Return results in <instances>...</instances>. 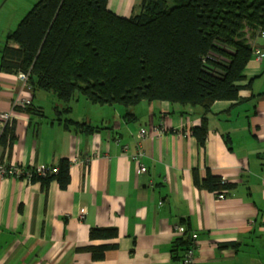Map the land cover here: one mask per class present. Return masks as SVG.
I'll return each instance as SVG.
<instances>
[{
  "label": "crops",
  "instance_id": "1",
  "mask_svg": "<svg viewBox=\"0 0 264 264\" xmlns=\"http://www.w3.org/2000/svg\"><path fill=\"white\" fill-rule=\"evenodd\" d=\"M142 2L110 0V10L130 18ZM247 38L253 55L239 100L216 102L206 114L204 145L193 135L201 108L79 100L69 118L93 131H69L56 119L53 97L0 73V113L14 112L15 121L0 165L70 162L66 189L56 177L48 184L0 180V264H176L178 226L198 236L195 264H264V58L256 57L264 55V32ZM18 98L44 117L15 108ZM155 127L165 133L155 135ZM208 174L228 185L225 199L196 185L195 176ZM94 229L110 232L93 239Z\"/></svg>",
  "mask_w": 264,
  "mask_h": 264
},
{
  "label": "trees",
  "instance_id": "2",
  "mask_svg": "<svg viewBox=\"0 0 264 264\" xmlns=\"http://www.w3.org/2000/svg\"><path fill=\"white\" fill-rule=\"evenodd\" d=\"M261 32L264 0H143L140 13L130 18L112 12L110 0H38L8 33L0 73L25 75L32 90L53 97L56 119L69 131H93L69 118L79 100L126 109L143 102L201 108L205 115L193 135L204 145L206 114L216 102L239 100L253 55L247 37ZM25 112L44 117L32 106ZM14 141L15 121L4 128L0 146L11 149ZM54 177L67 188L68 160L58 175L39 181L48 184ZM195 178L210 192L229 189L210 174ZM109 232L94 229L91 237ZM192 235L186 229L176 239L174 263L183 264L195 246Z\"/></svg>",
  "mask_w": 264,
  "mask_h": 264
},
{
  "label": "built area",
  "instance_id": "3",
  "mask_svg": "<svg viewBox=\"0 0 264 264\" xmlns=\"http://www.w3.org/2000/svg\"><path fill=\"white\" fill-rule=\"evenodd\" d=\"M257 60L261 61L264 58V55L260 52H256ZM20 79L22 80H28V77L25 75H19ZM28 102H22L19 101L17 104L25 107ZM17 107V106H15ZM14 121V113H0V135L2 134L4 128L7 125H11ZM153 133L155 135H162L165 133V130L161 127H155L153 128ZM147 130H142L140 133V137L144 138L148 136ZM142 158V154L137 155L134 157V160L136 162H140ZM147 168L144 165H140V173H146ZM59 174V168L51 167L48 165H41L35 169H28L21 166H6V165H0V180L6 179V178H13V179H22L24 181H27L28 183H31L36 180H42L47 179L49 177L55 176ZM219 199H225L226 195L225 192H217L216 193ZM176 232L179 235H183L186 232V229L184 227H176ZM193 239L195 240V246L191 248L184 260L183 264H195L196 257H195V248H196V240L198 239V236L196 234L192 235Z\"/></svg>",
  "mask_w": 264,
  "mask_h": 264
},
{
  "label": "rangeland",
  "instance_id": "4",
  "mask_svg": "<svg viewBox=\"0 0 264 264\" xmlns=\"http://www.w3.org/2000/svg\"><path fill=\"white\" fill-rule=\"evenodd\" d=\"M37 2L38 0H0V56L2 45L6 41L8 33L18 27L21 19L27 15ZM21 82L24 87L27 85L32 90L28 85V80L21 79ZM18 99L14 102V106H21L17 104L19 101L28 102L26 99ZM27 106H29V103L25 107Z\"/></svg>",
  "mask_w": 264,
  "mask_h": 264
}]
</instances>
